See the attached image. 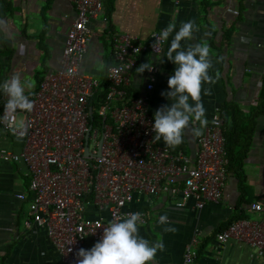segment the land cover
Masks as SVG:
<instances>
[{"label":"crops","instance_id":"0c3cea01","mask_svg":"<svg viewBox=\"0 0 264 264\" xmlns=\"http://www.w3.org/2000/svg\"><path fill=\"white\" fill-rule=\"evenodd\" d=\"M103 17L110 31L140 43H150L156 32L164 34L161 54L139 56L128 88L132 97L146 99L159 145L183 152L193 164L197 139L211 118H222L225 111L229 122L236 117L240 127L248 128L243 133L251 136L241 166L228 170L218 203L207 202L199 210L190 200L178 208L179 198L135 195L123 211L144 215L146 223L124 221L128 249L143 264H182L191 247L197 254L194 264H264V255L216 240L233 221L258 220L253 204L264 208V0H191L178 5L174 0H106ZM75 18L70 0H0V102L32 93L47 73L61 68ZM96 31L101 33L98 27ZM111 51L104 30L103 40L95 34L81 71L104 83L113 64ZM148 64L158 69L149 93L144 74ZM0 150H22V142L1 124ZM32 200L25 164L0 161V264H61L46 229L25 226ZM83 214L108 220L107 209L91 200L85 201ZM83 251L88 264H111L91 239Z\"/></svg>","mask_w":264,"mask_h":264},{"label":"built area","instance_id":"2783aa9c","mask_svg":"<svg viewBox=\"0 0 264 264\" xmlns=\"http://www.w3.org/2000/svg\"><path fill=\"white\" fill-rule=\"evenodd\" d=\"M70 1L76 18L66 35L61 68L47 73L32 93L0 102L1 126L22 142L18 154L0 150V161L22 162L27 167L33 200L25 226L46 229L61 264H88L83 251L87 239L111 264H143L127 247L124 221L144 224L145 216L124 212V207L135 195L179 198L175 203L178 208L191 200L199 210L207 202L221 201L228 175L223 120L220 114L211 118L197 139L193 164L183 152L172 153L159 145L146 99L130 96L128 88L139 56L160 55L164 34L156 32L150 43H140L108 29L103 17L106 0ZM97 27L109 36L113 64L106 70L105 98L96 106L101 125L93 128L89 100L100 88V81L82 72L80 65ZM157 73L155 64L145 68L147 93L153 90ZM17 198L25 199L23 195ZM88 200L107 209V221L84 216ZM251 210L260 214L258 220L233 221L216 240L263 256L264 208L253 204ZM196 258L193 248H188L182 264H194Z\"/></svg>","mask_w":264,"mask_h":264},{"label":"trees","instance_id":"16d2710c","mask_svg":"<svg viewBox=\"0 0 264 264\" xmlns=\"http://www.w3.org/2000/svg\"><path fill=\"white\" fill-rule=\"evenodd\" d=\"M108 66H111V65H108ZM106 93H107V83L106 81L103 83V78H102L101 83H100V88L96 90L95 96L89 100V107H91L93 111V114L90 120V125L93 128L100 127L101 125V120L100 118L97 117L96 113H94V109L96 108L100 100L102 99L104 100ZM128 94L130 95L129 91H128ZM231 111H232V113L230 112L231 115H235L233 108H231ZM231 117H232L231 118L232 120L231 122H229V119L227 118V115H226V111L224 112V115L222 116L223 136H224V141H225L224 144H225L226 155L228 159V170L234 167L236 169V166L237 167L241 166L242 160L246 154L247 146H249V143H250L249 138L251 137V136L248 137V134L245 135L243 133L248 128L240 127L238 125L239 123L236 122L237 118L233 116ZM228 124H230L231 129L229 127L226 128ZM245 138H247V140ZM236 149L238 150L236 151ZM172 153H175V152H172Z\"/></svg>","mask_w":264,"mask_h":264},{"label":"rangeland","instance_id":"374dc122","mask_svg":"<svg viewBox=\"0 0 264 264\" xmlns=\"http://www.w3.org/2000/svg\"><path fill=\"white\" fill-rule=\"evenodd\" d=\"M96 37L103 40V35L99 31H96ZM96 112H97V107L94 109V113H96ZM91 148H92V146H91Z\"/></svg>","mask_w":264,"mask_h":264},{"label":"water","instance_id":"95a60500","mask_svg":"<svg viewBox=\"0 0 264 264\" xmlns=\"http://www.w3.org/2000/svg\"><path fill=\"white\" fill-rule=\"evenodd\" d=\"M89 116L92 117V111H91V109L89 110ZM100 143H101V141H100ZM85 155L86 156L88 155V149H87V147H85ZM98 155H99V153H98Z\"/></svg>","mask_w":264,"mask_h":264}]
</instances>
